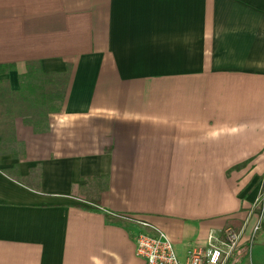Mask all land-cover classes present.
Here are the masks:
<instances>
[{
    "label": "crops",
    "instance_id": "obj_1",
    "mask_svg": "<svg viewBox=\"0 0 264 264\" xmlns=\"http://www.w3.org/2000/svg\"><path fill=\"white\" fill-rule=\"evenodd\" d=\"M30 64L67 90L44 132L9 120L23 153L0 155V264H144L140 222L184 261L243 228L264 174V0H0V84L18 92ZM255 249L264 264V221Z\"/></svg>",
    "mask_w": 264,
    "mask_h": 264
},
{
    "label": "trees",
    "instance_id": "obj_2",
    "mask_svg": "<svg viewBox=\"0 0 264 264\" xmlns=\"http://www.w3.org/2000/svg\"><path fill=\"white\" fill-rule=\"evenodd\" d=\"M15 70L14 65H0V76ZM68 74L52 75L42 73L38 64L27 66L26 72L19 76L20 90L16 93L10 92L6 83L0 85V118L4 115L3 100L16 99V106L20 105V113L24 123L31 126L36 133L46 130L45 121L48 114L58 113L64 104ZM19 104V105H18ZM2 107V109H1ZM12 113V111H11ZM5 116V115H4ZM6 117V116H5ZM10 118V117H9ZM5 134H0V155L11 154L14 158H21L23 145L15 141H9ZM7 177L20 183L18 168L2 171Z\"/></svg>",
    "mask_w": 264,
    "mask_h": 264
},
{
    "label": "built area",
    "instance_id": "obj_3",
    "mask_svg": "<svg viewBox=\"0 0 264 264\" xmlns=\"http://www.w3.org/2000/svg\"><path fill=\"white\" fill-rule=\"evenodd\" d=\"M255 210L259 212L255 216L252 228L253 234L251 233L250 241L262 229L264 221V177L262 182H260L259 194L250 211L253 212ZM251 215L252 213H250ZM248 221L246 219L243 228L248 224ZM138 224L144 230L136 236L135 255L144 264H233L237 260L238 251L243 239V228L239 231L227 228L220 236L210 234L207 237L204 249L190 250L186 259L182 261L179 259L174 245L164 232L144 222Z\"/></svg>",
    "mask_w": 264,
    "mask_h": 264
},
{
    "label": "rangeland",
    "instance_id": "obj_4",
    "mask_svg": "<svg viewBox=\"0 0 264 264\" xmlns=\"http://www.w3.org/2000/svg\"><path fill=\"white\" fill-rule=\"evenodd\" d=\"M3 84V83H2ZM1 85V84H0ZM15 100L16 99H10V100H3V108L4 109H11L12 110V106L13 105H15L16 104V102H15ZM19 105V104H18ZM16 106V105H15ZM2 107H1V109H2ZM14 108H16V107H14ZM15 112H12L11 113V111H9V110H6L5 111V113H4V115L6 116V118L5 119H1L0 118V127H2L3 126V124L5 123V125H6V127L4 128L5 129V136L6 137H8V135H10V129H9V127H8V123H10L9 122V120H12V118H13V114L14 115H17V113H20V111H23V109H20V105L18 106V110L16 111V110H14ZM2 116V117H5V116ZM0 116H1V114H0ZM7 117H10L9 119H7ZM3 129V130H4ZM0 132H1V130H0ZM263 177H264V174L261 176V178H260V181H259V185L258 186H260V182H262V180H263ZM258 193H257V196H258V194H259V188H258V191H257ZM255 201V200H254ZM262 202V201H261ZM253 204H254V202L252 203V206H251V208L253 207ZM251 208H250V210H251ZM249 210V211H250ZM258 212L259 211H253V212H251L250 211V213H252V215L250 216V213L248 212L247 214H246V219H247V221H248V219H249V221H250V219H253V221L255 222V216L258 214ZM253 215H254V218H253ZM249 216H250V218H249ZM246 221V220H245ZM248 221V222H249ZM254 222L250 225V231L248 232V234H247V237L248 238H246L248 241V249L250 248V246H251V248H250V250H248L247 252V255H246V258L244 259V261L242 260V261H240V263L239 264H252V262H251V257H252V259H253V257H255L254 255L257 253L256 251V247H257V240L259 239V236H260V234H261V230L259 231V232H257L256 233V235H255V237H254V239L253 240H251L250 241V238H251V236H252V234H253V232H252V228H253V225H254ZM250 223H248L247 225H249ZM247 225H245L244 226V228H243V234L245 233V231H246V227H247ZM263 226V225H262ZM230 229H232V228H230ZM233 231H238V230H234V229H232ZM252 233V234H251ZM244 237H245V234L243 235ZM242 241H243V239H242ZM250 253V254H249ZM255 260V259H254ZM253 264H257L256 262H254Z\"/></svg>",
    "mask_w": 264,
    "mask_h": 264
}]
</instances>
